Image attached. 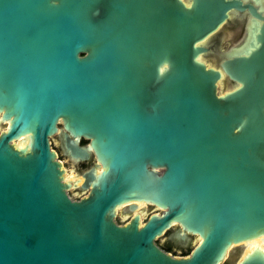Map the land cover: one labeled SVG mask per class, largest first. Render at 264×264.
Segmentation results:
<instances>
[{"label": "water", "instance_id": "obj_1", "mask_svg": "<svg viewBox=\"0 0 264 264\" xmlns=\"http://www.w3.org/2000/svg\"><path fill=\"white\" fill-rule=\"evenodd\" d=\"M246 9L259 47L210 49ZM3 127L0 264H235L264 245V17L245 0H0ZM54 137L94 161L78 200ZM136 204L159 213L114 222ZM174 225L199 239L187 256L154 243Z\"/></svg>", "mask_w": 264, "mask_h": 264}, {"label": "flooded vegetation", "instance_id": "obj_2", "mask_svg": "<svg viewBox=\"0 0 264 264\" xmlns=\"http://www.w3.org/2000/svg\"><path fill=\"white\" fill-rule=\"evenodd\" d=\"M245 3L247 5H250L252 8H254V12L257 15H259V17H264V0H245ZM262 23H263V20H259L255 17L251 16L249 14V12L247 11V9L243 13H235L234 15H230L226 24L224 26H222L219 29V31L216 32L215 35H213L212 38L209 40V47H210V49H213L214 47H219L224 41L222 36L227 34L229 36L227 39V42H228L227 44L229 46L235 45L236 43L240 42L242 38H244V39L246 38L247 49L249 48L250 50H252V48H258L260 43L256 42L255 35H260V33L258 31H259V28H260ZM86 142L87 141H85V140H80V145H83ZM57 153L59 154V156H63L61 154L59 147L57 149ZM65 159H67V158H65ZM68 163L75 166L77 169H84V170L80 171V173H81V172L89 169L94 164V161L90 158L89 160H86V161H78L76 163H71L70 161H68ZM79 182H80V179H78L77 182H75L76 188H72V187L71 188L76 190L78 193L86 195L88 192L87 190L83 191V190H80L79 187H77L79 185L78 184ZM69 183H71V182H69ZM71 184H73V183H71ZM80 198H82V197H80ZM151 208H154V207L149 206L147 208V210L148 209L150 210ZM140 224H141V219H140ZM173 227H174V231H172L171 233H169L167 235V237L165 239V243L163 245L157 246L159 249L162 248L163 250L168 248L169 249L168 253L173 251V248L170 246V244H172V245L174 244V245L178 246V243L187 242L192 237L190 235H187L189 237V239H186L184 241L174 240L171 237V235L175 232V230L177 229L178 226L174 225ZM178 248H179V251L181 254L183 252L187 251L186 245L182 246V247L178 246ZM181 257H183V256H181Z\"/></svg>", "mask_w": 264, "mask_h": 264}, {"label": "rangeland", "instance_id": "obj_3", "mask_svg": "<svg viewBox=\"0 0 264 264\" xmlns=\"http://www.w3.org/2000/svg\"><path fill=\"white\" fill-rule=\"evenodd\" d=\"M224 41L223 43L220 45V49H225L226 46L228 45L227 43V39H228V35L225 34L224 36H222ZM212 59V56L207 60L208 64H212L213 61L211 60ZM224 85V83H222V85H219L218 88H217V91L218 93L221 92V89H222V86ZM224 90H222L223 92ZM4 129L1 128L0 131H2ZM50 141V148L56 152L57 154V158L58 160L61 162L65 172H64V177L65 179L63 181H66V182H71V183H75L77 182L78 179H80L79 175L80 174V171L84 170V169H77L75 166L71 165L68 163L67 159H65L63 156H59V154L57 153V149H58V141L56 140V138H52V139H49ZM25 144V143H24ZM14 145L16 147H18V145H20V147H22V144H20L18 141L14 143ZM77 174V175H76ZM75 182H74V181ZM81 180V179H80ZM79 184V183H78ZM76 185V184H74ZM73 187H76V186H73ZM67 196L71 199V200H78L80 197H84L85 194H81V193H78L76 190L70 188L67 192H66ZM140 209V208H139ZM139 209L135 212L133 211L130 215L128 214H125L122 212V210L120 209V207L118 209H116V216L114 218V222L117 224V225H122L124 224L125 222H127V220L130 218L131 215H133L134 213H138L140 215V219H141V223H143L147 216L151 213H156L158 214L159 211L158 209L156 208H151L150 210L148 209L147 210V213H140L139 212ZM172 231H174V227H171L169 230H167L166 232H164L163 235H161L159 238H157L154 243L156 246H159V245H163L165 243V239L167 237V235L169 233H171ZM199 241V239H197L196 237H191L187 242H184V243H178V246H185L186 245V248H187V251H188V254L190 253V251L193 249V247L195 246V244ZM261 245V247L264 249V245L262 243H259ZM170 246L173 248V251H171L170 254L171 256L173 257H181V253L179 251V248L177 245H172L170 244ZM248 249L245 250V253L244 255L246 254V251ZM234 255V252H231L230 253V256L228 258V260L230 259L231 256ZM243 255V256H244ZM187 256V255H186ZM242 257V253L239 255V257L236 259L235 261V264L237 263V261H239ZM227 260V261H228ZM221 264H228V262L224 261L222 262Z\"/></svg>", "mask_w": 264, "mask_h": 264}, {"label": "bare ground", "instance_id": "obj_4", "mask_svg": "<svg viewBox=\"0 0 264 264\" xmlns=\"http://www.w3.org/2000/svg\"><path fill=\"white\" fill-rule=\"evenodd\" d=\"M20 144H22L21 142H24V143H26V138H23V140H19L18 141ZM16 147V146H15ZM18 147H20V145H18ZM63 177H64V175H63ZM64 179H65V177H64ZM63 179V180H64ZM136 205H139V206H137L136 208V211L139 209V208H142V207H145L143 204H136ZM121 208V207H120ZM118 209V208H117ZM115 213H116V209H115ZM139 215V214H138ZM139 225H140V215H139ZM259 243H261V238H256V239H253V240H251V241H248V242H246V243H244L243 244V247H242V257H243V255H244V253H245V250L246 249H248L247 251H246V254L247 253H250L253 249H258L259 251H261L262 253H263V255H264V249L261 247V245L259 244Z\"/></svg>", "mask_w": 264, "mask_h": 264}, {"label": "trees", "instance_id": "obj_5", "mask_svg": "<svg viewBox=\"0 0 264 264\" xmlns=\"http://www.w3.org/2000/svg\"><path fill=\"white\" fill-rule=\"evenodd\" d=\"M162 251H164L165 253H168L169 252V249L167 248V249H162V248H160ZM186 255H188V251H186V252H183L182 254H181V256H186Z\"/></svg>", "mask_w": 264, "mask_h": 264}]
</instances>
